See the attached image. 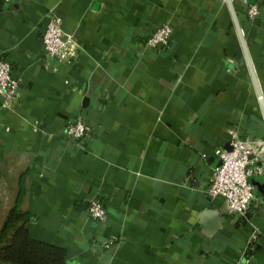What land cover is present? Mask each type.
Listing matches in <instances>:
<instances>
[{
  "label": "crops",
  "instance_id": "0c3cea01",
  "mask_svg": "<svg viewBox=\"0 0 264 264\" xmlns=\"http://www.w3.org/2000/svg\"><path fill=\"white\" fill-rule=\"evenodd\" d=\"M232 1L264 99V0ZM50 9L70 61L45 53ZM164 22L168 43L147 47ZM0 56L18 82L11 104L0 95V213L19 196L30 235L64 247L66 264H264V173L243 215L207 193L232 130L264 138L225 0H0ZM77 114L91 130L72 140Z\"/></svg>",
  "mask_w": 264,
  "mask_h": 264
},
{
  "label": "built area",
  "instance_id": "2783aa9c",
  "mask_svg": "<svg viewBox=\"0 0 264 264\" xmlns=\"http://www.w3.org/2000/svg\"><path fill=\"white\" fill-rule=\"evenodd\" d=\"M250 18L259 13L257 4L245 8ZM171 26L164 22L158 25L146 38L147 47H160L168 43ZM62 18L53 9L49 10L48 20L42 33L45 53L58 61H70L76 53V46L68 37L64 38ZM17 80L12 76V64L9 59L0 56V95L4 105L13 102L17 95ZM91 130V125L77 114L64 125L65 135L72 140H79ZM217 162L212 167L207 193L210 196H222L229 213L245 214L256 197L254 184L250 177L264 173V138H242L233 130L228 147H216ZM87 212L94 220L105 214V206L98 196L88 199ZM256 233L250 235L246 250L254 249ZM116 243L113 238L105 240L103 245Z\"/></svg>",
  "mask_w": 264,
  "mask_h": 264
},
{
  "label": "trees",
  "instance_id": "16d2710c",
  "mask_svg": "<svg viewBox=\"0 0 264 264\" xmlns=\"http://www.w3.org/2000/svg\"><path fill=\"white\" fill-rule=\"evenodd\" d=\"M19 196L0 226V262L12 264H66L64 247L30 235V212L21 209Z\"/></svg>",
  "mask_w": 264,
  "mask_h": 264
},
{
  "label": "water",
  "instance_id": "95a60500",
  "mask_svg": "<svg viewBox=\"0 0 264 264\" xmlns=\"http://www.w3.org/2000/svg\"><path fill=\"white\" fill-rule=\"evenodd\" d=\"M225 2H226V5H227V8H228V11L230 13V17L232 19V23H233L235 32H236L238 40H239V44H240V47H241V50H242V53H243V57H244L246 66L248 68L250 77L252 79V83H253V85L255 87V90H256V93H257V96H258V102H259V105H260V108H261V112H262V116L264 118V99H263L261 91H260L258 78H257L256 72H255V69H254V66H253V63H252V59L250 57L249 49H248L246 40L244 38L243 30H242V27H241V24H240V21H239V18H238L234 3H233L232 0H225ZM249 180L253 184L257 183V181L254 180L253 177H250Z\"/></svg>",
  "mask_w": 264,
  "mask_h": 264
},
{
  "label": "rangeland",
  "instance_id": "374dc122",
  "mask_svg": "<svg viewBox=\"0 0 264 264\" xmlns=\"http://www.w3.org/2000/svg\"><path fill=\"white\" fill-rule=\"evenodd\" d=\"M5 215H3L2 213H0V226H1L2 222H3V220H4Z\"/></svg>",
  "mask_w": 264,
  "mask_h": 264
}]
</instances>
